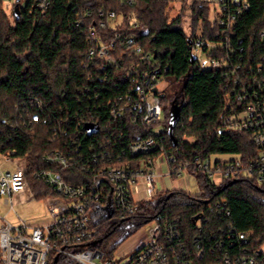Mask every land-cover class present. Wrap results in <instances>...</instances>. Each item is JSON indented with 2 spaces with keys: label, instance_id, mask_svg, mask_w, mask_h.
<instances>
[{
  "label": "trees",
  "instance_id": "obj_1",
  "mask_svg": "<svg viewBox=\"0 0 264 264\" xmlns=\"http://www.w3.org/2000/svg\"><path fill=\"white\" fill-rule=\"evenodd\" d=\"M4 1L0 0V154L15 149L14 156L25 159L34 196L45 197L53 191L42 181L31 178V172L48 168L43 155L65 147L73 139L72 133L63 135L56 127L65 128L64 120L76 114L90 112L104 117L108 100L135 89L124 70L115 71L113 66H103L102 61H89L85 56L91 44L86 25L96 21L101 9L114 10L124 18L133 15L136 26H126L125 32L136 34L143 50L152 54V60L160 67H167L164 75L169 80L168 92L163 91V101H172L178 94L182 97L173 128L174 141L168 133L170 110L166 108V129L159 134L153 129L156 124H133L125 117L115 122L106 135L116 143L107 145L111 153L122 155V148L129 142L148 136H155L163 144L165 153L174 154L177 162H194L217 154L239 155L246 162L256 153L250 133L229 129L223 124L232 103L224 72L190 63L189 41L211 39L217 32L216 23L209 17L207 1L193 0L189 5L184 1L178 15L171 19L170 0H133L132 4L126 0H51L44 12L34 5V0H26L18 18L13 11L11 14L7 11ZM248 1L249 7L234 24L233 42L237 50L238 46L243 47L246 62L251 65L259 62L264 71V0ZM187 18L188 27L185 26ZM106 33L111 35V31ZM35 100L43 105L40 114L47 116L48 122L35 123L31 128H12L9 124L12 114L17 117L24 114L23 104L38 110L31 104ZM104 136L81 135V151L87 157L92 151L99 153L106 144ZM158 154L159 151H153L136 157L127 154L123 158L139 165ZM195 178L197 193L180 188L157 190L151 198L140 201L136 212L127 217L98 209L92 227L96 230V239L101 240L91 243L105 258H110L118 245L159 213L179 218L182 230L191 234L197 232L195 216L207 213L210 204L225 200L228 215L210 214L207 222H202L199 233L206 252L201 263L209 257L213 234H219L220 229L224 232L231 227L234 231L251 230L253 244H264V185L245 176L234 178L227 186L232 179L216 185L204 171L195 173ZM225 234L223 238L227 241ZM225 247L230 248L229 242H225ZM56 264L77 263L59 257Z\"/></svg>",
  "mask_w": 264,
  "mask_h": 264
},
{
  "label": "built area",
  "instance_id": "obj_2",
  "mask_svg": "<svg viewBox=\"0 0 264 264\" xmlns=\"http://www.w3.org/2000/svg\"><path fill=\"white\" fill-rule=\"evenodd\" d=\"M50 1L34 0V5L44 12ZM126 2L132 4L133 0ZM218 4L213 16L217 32L211 39H192L191 54L196 56V65L203 67L199 57L208 52L207 66L204 67L224 72L232 103L224 115L223 124L229 129L250 133L256 153L246 162L239 155L219 159L218 163L211 157L177 162L174 154L165 153L163 144L155 136L129 142L122 148V155L111 153L107 145L116 143L106 135L121 118L145 126L160 122L163 92L159 91L157 84L165 77L167 67H160L152 60V54L143 50L136 34L125 32L126 26H136L133 15L124 18L114 10L101 9L96 14V21L86 25L91 44L85 56L89 61H102L103 66H113L115 71L124 70L131 77L135 89L108 100L103 110L104 117L90 112L88 115L76 114L64 120L65 128L56 127L55 130L59 129L63 135L72 133L73 139L65 147L43 155L48 168L37 169L30 174L31 178L47 185L57 198L49 205L51 221L44 226H31L24 222L13 224L0 217L3 220L0 226V264H49L53 254L57 259L68 258L77 264H264V244L254 245L251 230L234 231L231 225L228 232L220 229L219 234H213L214 243L208 248L210 255L201 263L206 252L199 233L202 222H207L210 214L228 215L225 200L210 204L207 213L201 212L194 222L197 232L191 234L182 230L179 218L162 213L155 215L150 221L149 237L126 261L115 257V254L105 258L103 252L91 243L96 239L92 222L98 209L127 217L136 212L140 201L161 190L155 185L157 174L154 167L158 158V162L164 160L167 163L170 176L172 173L176 176L186 174L192 176L196 183L195 173L204 171L209 178L217 175L225 180L245 176L264 185V71L261 63L251 65L246 62L243 47L238 46L237 50L233 42L234 24L249 7V1L218 0ZM20 9H24V3L20 4ZM87 15L92 16V13ZM108 31L111 35H107ZM31 104L38 110L23 104L24 114L18 117L12 114L9 119L12 128H31L35 123L48 122V117L40 114L44 109L41 102L35 100ZM88 122L96 123L98 131L88 134L85 127ZM99 133L105 135L106 146H101V153L92 151L87 157L80 149L79 137ZM89 148L92 150L94 147ZM153 151H159V154L148 158V167L134 165L131 159L123 158L127 154L136 157ZM14 153L15 149H12L3 155L10 159L15 157ZM170 163H173L172 167ZM28 186L25 167L0 171V195L8 198L11 208L15 195ZM224 233L227 241L223 238ZM225 242H229L230 248L225 247Z\"/></svg>",
  "mask_w": 264,
  "mask_h": 264
},
{
  "label": "rangeland",
  "instance_id": "obj_3",
  "mask_svg": "<svg viewBox=\"0 0 264 264\" xmlns=\"http://www.w3.org/2000/svg\"><path fill=\"white\" fill-rule=\"evenodd\" d=\"M25 1L26 0H20L19 3L23 4ZM184 1L186 2L187 5H189V3H191L193 0H170L168 6V15L170 19L178 15L182 3ZM203 1L208 2L209 17L212 20L215 12L219 8L218 0H203ZM14 3L15 0L4 1V6L6 7L7 11L10 14L13 11ZM186 12L187 14L189 13L188 6L186 8ZM186 17H188V15ZM188 23L189 22L187 18V22L185 24L186 27H188ZM207 53L208 52H203L202 54H200L199 57V60L202 62L203 67L207 66V60H206ZM168 82L169 80L165 77L158 82L157 86L160 92H163L165 90L167 91ZM181 101H182V97L178 94V96H176V98L173 99L172 101L165 99L162 102V114H161L160 123L156 124L153 127L155 133L166 129L164 122L165 120L164 110L167 108L172 113L176 108L179 107V103H181ZM231 157H233V155L231 154H217L211 156V160L214 161L216 159H228ZM141 164L145 167H148V163L145 160H143ZM25 165H26V161L24 158L11 157L10 159H7V156L0 154V171H6V170L14 171L17 168V166L25 167ZM186 177H187L186 174H183L182 176H175V178L171 176L168 177L165 176L162 177L161 182L165 186L175 185V186H179L178 188L180 189L189 190L191 192L198 191L197 183L193 182L194 178L192 177L193 180L190 179L189 181L188 180L186 181L184 179ZM210 179L214 181L216 185H220L221 182H223L221 179H219V176L217 175L213 176ZM56 200L57 198L55 196H47V197L31 196L26 200H20V201L14 199V205L13 208H11L8 198L0 195V217L8 221H11L13 224L24 222L31 226H44L51 221V213L49 210V205H51ZM1 218H0V226L2 225L3 222ZM151 226H152L151 222H147L141 225L135 232H133L120 245H118V247L114 252L115 257L117 258L121 257L122 261H126L127 259H129L130 256L135 251V249L147 237H149Z\"/></svg>",
  "mask_w": 264,
  "mask_h": 264
},
{
  "label": "water",
  "instance_id": "obj_4",
  "mask_svg": "<svg viewBox=\"0 0 264 264\" xmlns=\"http://www.w3.org/2000/svg\"><path fill=\"white\" fill-rule=\"evenodd\" d=\"M20 0H15V3H14V6H13V14L15 15L16 18H18L20 16V12H21V9H20V3H19ZM191 42V40L189 41V43ZM196 60V56L194 54H191L190 55V63H194ZM178 111H179V107L176 108L172 113L170 112V120H169V124H168V133L171 137V140L174 141V134H173V128L178 120ZM85 127H86V131L88 132V134H92L94 132H97L98 131V125L96 123H86L85 124ZM235 181V179H232L230 182H228L226 184L229 185L231 183H233ZM170 195V194H169ZM168 195V197H169ZM199 217V215H196L194 219H197ZM101 239H96L94 241V243L100 241ZM57 263V256H55L53 258V261L51 264H56Z\"/></svg>",
  "mask_w": 264,
  "mask_h": 264
},
{
  "label": "crops",
  "instance_id": "obj_5",
  "mask_svg": "<svg viewBox=\"0 0 264 264\" xmlns=\"http://www.w3.org/2000/svg\"><path fill=\"white\" fill-rule=\"evenodd\" d=\"M154 172L157 174V180H156L155 185L159 189H177L179 187V186H175V185L165 186V185L162 184V182H161L162 177H165V176L168 177V176H170L168 174V165H167V163L164 160H160L159 162L156 163V165L154 167ZM184 179L186 181L187 180L189 181L190 179L193 180L192 176H187ZM193 182H195V181H193ZM197 190H198V188H197ZM31 196H34V194H33V191L31 189V186H28V188H26V190L21 191L18 194H16L15 197H14V199L19 200V201L20 200H26V199L30 198ZM47 196H53V194H48ZM47 196H45V197H47Z\"/></svg>",
  "mask_w": 264,
  "mask_h": 264
}]
</instances>
